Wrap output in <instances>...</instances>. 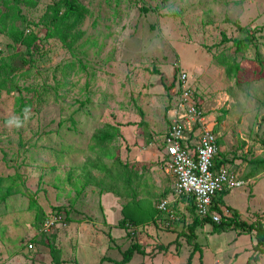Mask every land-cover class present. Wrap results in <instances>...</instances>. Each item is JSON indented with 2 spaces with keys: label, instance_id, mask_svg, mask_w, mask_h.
Wrapping results in <instances>:
<instances>
[{
  "label": "rangeland",
  "instance_id": "1",
  "mask_svg": "<svg viewBox=\"0 0 264 264\" xmlns=\"http://www.w3.org/2000/svg\"><path fill=\"white\" fill-rule=\"evenodd\" d=\"M54 1L22 7L27 29L40 38L43 31L34 24ZM78 1L90 12L83 38L72 52L57 41H40L32 53L30 75L18 80L31 105L19 114L18 93L0 96V178L12 182L10 194L0 201V264H52L59 234L68 230L67 212L87 191L81 189L74 198L61 187H71L68 175L94 157L89 147L97 129L105 124L132 126L131 134L114 141L113 158L99 161L112 179L114 172L120 173L113 162H120V154L129 152L135 140L162 150L178 102L180 73L187 76L190 100L219 135L220 151L228 160L224 166L240 183L224 196V214H229L227 208L235 210L247 223L264 215V173L243 179L247 161L263 154L264 0ZM223 36L230 41L222 42ZM234 39L247 42L246 47L236 50ZM22 51L0 33V56ZM224 60L234 66L229 74ZM17 67L16 74H22L24 69ZM10 120L20 126L9 125ZM93 173L98 180L103 176ZM105 180L94 185L98 195L110 189ZM172 194L178 199L164 200L166 211L158 209L161 198L151 203L154 193L142 209L131 201L126 204L125 212H137L138 217L125 214L119 227L111 229L113 237L123 238L118 249L104 246L111 238L105 223L91 229V218L85 217L81 234L73 237L79 238L74 252H62L65 264H98L102 256L118 261L134 243L143 254L136 253L127 264H185L192 251L191 264H264V253L253 257L249 235L212 233L203 224L195 229V238L188 237L186 225L193 215L183 196L174 190ZM59 208L66 225L43 233V224ZM159 245L168 247L161 250Z\"/></svg>",
  "mask_w": 264,
  "mask_h": 264
},
{
  "label": "trees",
  "instance_id": "2",
  "mask_svg": "<svg viewBox=\"0 0 264 264\" xmlns=\"http://www.w3.org/2000/svg\"><path fill=\"white\" fill-rule=\"evenodd\" d=\"M40 0H0V33L7 36L12 45H19L23 48L22 52H16L9 56H0V96L2 93L12 94L18 93L15 98L16 113L22 114L30 105L31 100L26 98L21 93V88L18 80L28 77L31 72V64L33 63L32 53L40 41L54 40L69 52H72L75 45L83 38L84 31L82 26L84 21L89 16V9L78 0H57L49 4L38 22L34 25L41 27L43 36L40 38L34 32L27 29L25 24L28 23L27 18L22 12V7L33 9ZM24 26L25 29H22ZM249 39L247 38L246 41ZM229 39L223 36L222 42H228ZM236 50H240L243 46L246 47L247 42L232 40ZM21 53V54H20ZM20 54V55H19ZM19 55V56H17ZM15 60V61H13ZM17 64H20L19 69H24L22 74H16ZM226 71L229 74L233 71L234 66L227 60L222 61ZM27 66V68H25ZM71 69V66L69 67ZM143 117V113L140 112ZM143 123V122H142ZM170 126V124H169ZM214 133H217L214 130ZM120 137L119 128L112 124H105L102 128L97 129L90 139V151L93 153L92 158H89L82 166L73 170L71 175H68L69 183L75 189V195H79L81 189L86 187V184L101 185L104 175H108L103 163H99L101 158L111 159L112 146L114 141ZM218 144L221 145V140L218 138ZM263 154L260 157L253 158L247 161L248 171L244 174L243 179L248 180L259 174L264 173V141L262 142ZM99 163V164H98ZM228 163L225 154L218 152L214 165L215 170L220 169ZM100 172L102 178L96 179L92 172ZM73 178V179H72ZM10 178H0V201L4 200L12 190V182ZM109 189H106L108 191ZM228 193L222 192L214 198L212 211L220 216L219 222H214L211 217H200L195 209L191 198L183 196L189 205V212L193 215L191 224L186 225L188 229V237L195 238V229L203 224L211 226L212 233H223L226 231H236L237 235H249L252 241L253 257L264 253V215L259 216L254 222L247 223L240 219L239 214L235 210L227 208L229 214L223 212V198ZM59 208L57 211L62 213ZM41 216V222H42ZM123 223V222H122ZM168 246L159 245V249L164 250ZM197 244L194 249H197ZM193 249V250H194ZM59 253L53 252L52 264H60ZM143 254L139 243L130 245L128 249L122 252L120 260L110 258H102L100 264L109 262V264H127L135 254ZM193 251L188 257L185 264H191Z\"/></svg>",
  "mask_w": 264,
  "mask_h": 264
},
{
  "label": "built area",
  "instance_id": "3",
  "mask_svg": "<svg viewBox=\"0 0 264 264\" xmlns=\"http://www.w3.org/2000/svg\"><path fill=\"white\" fill-rule=\"evenodd\" d=\"M186 80L185 73H180L176 80L178 102L163 140L165 170L174 179L177 196L191 198L200 217L209 216L214 222H219L220 216L212 211L214 198L240 183L237 175L227 167L215 170L214 161L220 151L219 135L207 125L201 109L190 100ZM167 204V201L161 202L158 209L166 211ZM64 217L57 213L46 220L42 232L49 234L54 227L65 226ZM28 248L31 249L32 245Z\"/></svg>",
  "mask_w": 264,
  "mask_h": 264
},
{
  "label": "crops",
  "instance_id": "4",
  "mask_svg": "<svg viewBox=\"0 0 264 264\" xmlns=\"http://www.w3.org/2000/svg\"><path fill=\"white\" fill-rule=\"evenodd\" d=\"M117 127L119 128L120 136H123V138H125V134L128 135L132 133V130H130L132 126H127L125 128L121 126ZM140 141L141 140H135L132 143L130 151H127L122 157L120 154V162L112 161L114 164H117L114 168H119L120 173L114 172L115 177H113V179L109 177V175L104 176L106 185H110V189L104 191V193L107 194L98 195L95 191L94 184H86L85 190L87 189V191L79 195L77 201L73 199L75 206L72 205V210L69 209L67 212L68 220H70L68 230L66 234L63 232L59 234V252H61L60 260L62 264L66 262V260L62 258V252L70 249L74 252V247L79 238L73 237L81 234V228L86 225L85 217L88 216L91 218L90 222L87 221L88 224L91 225V229H93V226L96 227L102 222L105 223L104 226L110 228L111 238L110 244L106 243L104 246L110 249V246L113 245L118 249L119 245L117 243H119V241L121 242L123 238L113 237L111 235V229L119 227V222L125 217L123 215L129 214L125 212L128 202L131 201L132 203H136L135 205L138 206L139 209H142L144 207L141 205H143L144 201L151 193L157 196L152 200V204L159 202L157 200L158 197L163 201L167 200L170 202H175L176 199H178L172 194L174 190V179L165 170L166 155L163 142V148L160 150L152 143L145 145L143 141ZM92 175L94 176L93 172ZM71 183L72 181L69 183L70 186ZM61 188L66 191L67 196L71 193L74 198H76L74 187H69L68 184H65ZM95 196L97 204L93 202ZM179 204L180 206H184L185 203L180 202ZM136 213L129 214L128 216L135 219L138 217ZM76 233H78V235H76ZM104 257L102 256L99 259L98 264H100V260Z\"/></svg>",
  "mask_w": 264,
  "mask_h": 264
},
{
  "label": "clouds",
  "instance_id": "5",
  "mask_svg": "<svg viewBox=\"0 0 264 264\" xmlns=\"http://www.w3.org/2000/svg\"><path fill=\"white\" fill-rule=\"evenodd\" d=\"M15 124L17 127L20 126V122L19 121H14V120H10L9 121V125Z\"/></svg>",
  "mask_w": 264,
  "mask_h": 264
}]
</instances>
